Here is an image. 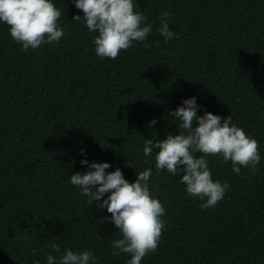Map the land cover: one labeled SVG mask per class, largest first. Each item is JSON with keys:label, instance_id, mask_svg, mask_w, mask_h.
I'll return each mask as SVG.
<instances>
[{"label": "trees", "instance_id": "trees-1", "mask_svg": "<svg viewBox=\"0 0 264 264\" xmlns=\"http://www.w3.org/2000/svg\"><path fill=\"white\" fill-rule=\"evenodd\" d=\"M54 2L64 28L57 42L25 51L0 24V264H43L53 240L91 249L97 264H125L129 254H111V214L67 181L85 168L81 148L129 182L152 169L164 227L140 264H264V159L237 175L207 155L212 178L229 188L202 209L182 173L157 170L155 150L142 152L145 139L179 131L168 110L195 96L197 115L230 114L264 157V0H136L153 25L149 47L134 42L116 58L96 56L95 33L72 19L83 13L71 0ZM164 10L178 33L168 42L155 31Z\"/></svg>", "mask_w": 264, "mask_h": 264}, {"label": "clouds", "instance_id": "clouds-1", "mask_svg": "<svg viewBox=\"0 0 264 264\" xmlns=\"http://www.w3.org/2000/svg\"><path fill=\"white\" fill-rule=\"evenodd\" d=\"M81 10L72 19L82 21L92 39L96 56L116 58L134 42L149 47L148 35L153 31L151 22L138 10L136 0H71ZM170 13H159V24L155 31L165 42L178 37L169 26ZM61 9L54 0H0V24L7 25L12 40L25 50H35L41 44L57 42L64 34L58 18ZM201 105L196 97L181 98V102L168 110L171 118L178 120L179 131L168 132L163 138L145 139L142 152L150 156L154 152L155 168L170 174L182 173L180 181L184 190L201 200L200 208L214 207L222 200L229 188L227 181L213 179L208 168L207 155H218L222 161L231 163V171L240 174L241 167L255 170L262 157L255 137L232 121L231 115L221 117L210 111L197 115ZM155 119L150 124H155ZM79 151V161L84 170L71 171L67 181L87 197V203L106 209L118 238L110 241L111 254H129L125 264H140L141 259L155 251L164 227L162 216L165 209L159 199L150 193L149 177L152 169L145 167L135 171V179L129 182L119 167L106 172L109 162L88 161L84 149ZM197 153H200L197 155ZM183 166V167H181ZM107 193V195H105ZM43 228V225H41ZM28 241L27 233L17 237ZM50 252L45 253L43 264H97V257L91 249L73 250L67 246L61 249L54 240L48 244ZM33 264H41L33 260Z\"/></svg>", "mask_w": 264, "mask_h": 264}]
</instances>
